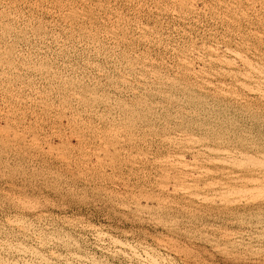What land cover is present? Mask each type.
Instances as JSON below:
<instances>
[{"label":"rangeland","instance_id":"1","mask_svg":"<svg viewBox=\"0 0 264 264\" xmlns=\"http://www.w3.org/2000/svg\"><path fill=\"white\" fill-rule=\"evenodd\" d=\"M0 264H264V0H0Z\"/></svg>","mask_w":264,"mask_h":264}]
</instances>
